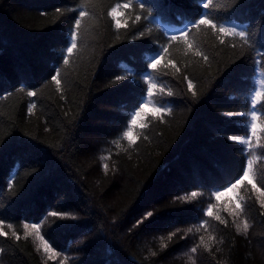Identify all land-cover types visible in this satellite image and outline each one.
I'll use <instances>...</instances> for the list:
<instances>
[{
	"label": "trees",
	"instance_id": "1",
	"mask_svg": "<svg viewBox=\"0 0 264 264\" xmlns=\"http://www.w3.org/2000/svg\"><path fill=\"white\" fill-rule=\"evenodd\" d=\"M127 2L0 0V222L8 233L0 264H264V0H212L208 8V0H132L125 9ZM81 10L88 15L68 55ZM204 15L247 31L249 42L191 28ZM183 30L191 49L171 39ZM162 47L163 60L148 67ZM57 71L60 85L51 79ZM149 77L160 103H148L129 144L122 133ZM254 90L262 93L251 137L258 159L216 201L212 194L247 169L250 153L228 137L249 132ZM160 105L171 112H156ZM237 202L245 210L232 215ZM245 218L250 228L238 232ZM25 223L39 224V233Z\"/></svg>",
	"mask_w": 264,
	"mask_h": 264
},
{
	"label": "snow or ice",
	"instance_id": "2",
	"mask_svg": "<svg viewBox=\"0 0 264 264\" xmlns=\"http://www.w3.org/2000/svg\"><path fill=\"white\" fill-rule=\"evenodd\" d=\"M86 2H87V0H86ZM131 3H132V0H128L127 3L123 4V7L125 9H127L128 7H130ZM210 4H212V0H208V2L205 3L203 6H204V8H208ZM119 7H121V6L117 5L116 7L112 8L111 11L109 12V15L114 17L116 15V13H117V8H119ZM140 8H144V5L140 4ZM85 15H88V13H86L83 10H81L79 12V14H78V17L74 21V25H73V28H72V35L69 38V45L70 46H68L66 48V53L68 55H71L73 53V49L77 48V33H78V30H79L80 25H81V19L80 18L84 17ZM136 19L139 20L140 17L137 16ZM202 25H208L213 30H216L218 28V31L220 33L225 34V35H231V36L239 37L245 44H247L249 42V35H248L247 31L238 30L235 27H225L223 24H220L218 26L217 23L213 22L212 19H209L207 15L201 16L198 20L194 21L192 23V25H191V28L199 29ZM119 26H120L119 22H117V27H119ZM188 34H189V30H183L180 33L179 37L172 36L171 39L172 40H176L178 38H182V39L185 40V43L187 44V48L191 49L192 48V43H189L187 41ZM167 52H168V48L167 47H162L160 49V52L157 53V55L153 58L152 62L148 65V67H150L152 69H156L157 66L160 64V61L163 60V58H164L163 53H167ZM196 55L203 56L205 61L208 60V56L205 55L202 52L197 51ZM63 63L64 64H68L69 63L68 59L64 58L63 59ZM169 63H171V61H169ZM59 76H60V72L57 71L51 77V79L53 81H55V83L57 85L61 84V80L59 79ZM123 78H124L123 76L119 77V79H123ZM148 83H149V86L146 89V96L143 98L142 102H140L136 106V109L134 110V112L130 116L129 124L126 125V130L123 131V133H122V137L124 139H126L129 142V144H134L136 142L137 138L133 135V128L137 125L138 120L141 119L146 114L145 113V108L148 106V103H153V104H159L160 103L158 100L152 99V97H153V89L158 86L157 82L153 81L152 78L149 77L148 78ZM261 84H264V80L261 81ZM188 88L190 90H192L194 88V85H193L191 80H188ZM164 91H165L164 86L160 85V93L163 94ZM27 95L35 96L36 92L35 91H29L27 93ZM167 95L168 96H172L173 93L171 91H168ZM193 95H195V92H193ZM261 95H262V93L260 91H255V90L253 91L252 99H251V102H250L251 110L248 113V115L250 116V118L252 120V123L249 125V132L246 133V137L244 139H242V140L239 139L238 137H228V139H230V140H235V141L243 144L245 146L244 150L250 153V158L246 161L247 169L234 182H231L229 185L225 186L223 188V190H218V191H216L215 193L212 194L216 201H219L221 196L225 195L227 192H232V191L236 190L238 188V186L242 185L244 183V180L250 175V172H251V169H252V160L258 159V157L254 154V150L252 148L251 137L256 135V129H257L256 121L258 119L257 106H258V102H260ZM35 107H36L35 104H33L31 106V108L29 109V111H31ZM260 110H261L262 113H264V104H260ZM155 111L158 112V113H163V112H169L170 113L171 112V108H166L163 105H160L159 107L155 108ZM228 115H232V114H228ZM240 115H244V114L241 113ZM141 126L142 127H146L147 125H141ZM114 143H118V142L114 141ZM261 155H264V152H262ZM103 167H104L105 171H107L108 165L104 164ZM253 187L256 188V185L253 184ZM257 190L261 191V194L264 195V190H262V189H257ZM196 196H197L196 192H192L191 193V197H196ZM191 197L184 196V197H181V199L187 200V199H190ZM261 206L264 207V202L261 203ZM214 207H215V204H210L208 206V208L206 210V215L207 216H209V217L213 216V208ZM244 210L245 209H244L242 203L241 202H237L236 205H235V209H229V213L232 214V215H235V214L244 212ZM51 215L57 216V215H61V214L51 213ZM151 216H153V212L152 211H148V212L145 213V216H144L143 219H147L148 217H151ZM72 218L75 219V217H72ZM214 219L216 221H219L221 224H224L225 226H227V223H228L227 220L222 219L220 215H215ZM142 222H143V220H140L137 223L139 224V223H142ZM2 223L3 222H0V236H5L6 237L8 235V233L3 230ZM207 224H208L207 220L202 221L200 226L197 227L196 230L199 231L200 227H205ZM8 227L11 228L12 225L9 224ZM23 228L25 230H28V229L31 228L32 230H34L37 233H39L40 225L39 224H31V225H29V224L25 223L23 225ZM249 228H250V225L248 223L247 218L244 219L242 224H237L236 225V229H237L238 232L246 233ZM177 231H179V230H177ZM188 231L191 232L192 229L189 228ZM25 234L27 235L28 233L26 232ZM13 235L16 236L17 240L19 239V236L16 235L15 232L13 233ZM174 235H175V233H171L168 238L171 239L172 236H174ZM40 239L43 242L44 251L45 252L51 251L52 249H51V246L48 243V241L45 240L43 236H41ZM209 239L210 240H215V237L210 236ZM200 242H201V244L204 245V247L206 249L210 250L209 245L204 243V237L203 236L200 237ZM164 247H166V245H164ZM2 251L3 250L0 249V252H2ZM190 251L192 253H196L197 247L191 248ZM153 255H155V253H153ZM65 259H67V257H65ZM193 264H195V261H193Z\"/></svg>",
	"mask_w": 264,
	"mask_h": 264
}]
</instances>
